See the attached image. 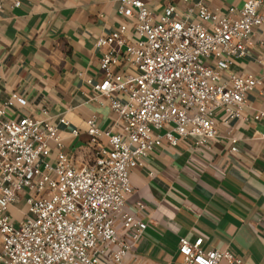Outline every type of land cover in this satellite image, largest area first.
Wrapping results in <instances>:
<instances>
[{"label":"built area","instance_id":"obj_1","mask_svg":"<svg viewBox=\"0 0 264 264\" xmlns=\"http://www.w3.org/2000/svg\"><path fill=\"white\" fill-rule=\"evenodd\" d=\"M6 2L18 7L21 1L0 0V11ZM118 3L123 22L95 41L101 75L88 83L119 129H100L94 115L86 121L95 146L90 163L77 165L64 153L56 127L46 120L8 118L9 107L25 99L13 94L0 107V264H136L130 257L147 224L137 215L145 209L142 201L135 211L126 208L131 171L163 141L208 146L217 119L226 126L240 119L248 94L260 84L225 72L246 54L256 32L264 37V0L225 12L198 1L182 16L172 4L155 15L143 0ZM193 14L196 20L189 21ZM259 62L264 66V56ZM230 142L237 152V139ZM21 200L25 210L15 220L10 209ZM202 244L203 237H180L182 264H241L230 252L204 251Z\"/></svg>","mask_w":264,"mask_h":264},{"label":"crops","instance_id":"obj_2","mask_svg":"<svg viewBox=\"0 0 264 264\" xmlns=\"http://www.w3.org/2000/svg\"><path fill=\"white\" fill-rule=\"evenodd\" d=\"M20 1L18 7L6 2L0 11V107L13 94L25 99V105L14 102L7 117L46 120L56 127L62 151L77 165L88 164L95 146L89 142L86 121L94 115L100 129H119L115 114L106 102L93 98L88 83L101 75V50L95 41L123 22L118 0ZM143 1L155 15L172 4L182 16L198 1L225 12L231 6L241 8L246 0ZM188 20L195 21V15ZM263 56L264 37L256 32L246 54L233 59L225 72L260 80L248 94L240 119L229 126L217 119V135L208 146L163 141L131 171L126 208L135 211L142 201L145 209L137 215L147 227L130 261L182 264L179 238L193 242L203 237L204 251L225 250L241 264H264V117L254 119L264 112ZM232 136L237 152L230 151ZM106 142L102 136L100 143ZM18 203L10 209L15 220L25 210Z\"/></svg>","mask_w":264,"mask_h":264},{"label":"rangeland","instance_id":"obj_3","mask_svg":"<svg viewBox=\"0 0 264 264\" xmlns=\"http://www.w3.org/2000/svg\"><path fill=\"white\" fill-rule=\"evenodd\" d=\"M23 205H24V204H23V201L18 203V206H19L20 208H22Z\"/></svg>","mask_w":264,"mask_h":264}]
</instances>
